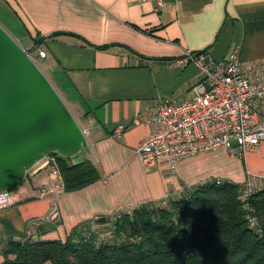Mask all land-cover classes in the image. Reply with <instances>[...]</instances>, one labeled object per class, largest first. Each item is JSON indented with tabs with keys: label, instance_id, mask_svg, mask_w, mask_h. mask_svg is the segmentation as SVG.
I'll list each match as a JSON object with an SVG mask.
<instances>
[{
	"label": "crops",
	"instance_id": "0c3cea01",
	"mask_svg": "<svg viewBox=\"0 0 264 264\" xmlns=\"http://www.w3.org/2000/svg\"><path fill=\"white\" fill-rule=\"evenodd\" d=\"M0 14L19 19L29 48L46 52L40 59L46 75L69 97L88 140L72 163L88 160L100 174L67 192L54 160L37 168L29 189L16 191L14 204L0 209V240L25 239L29 223L55 204L59 218L42 223L53 227L45 240L67 237L85 221L170 202L215 180L264 187V142L259 150L240 153L233 146L182 160L175 172L165 161L147 167L137 153L159 106L192 98L202 79L196 65L179 64L187 51L264 60V0H169L159 13L140 0H0ZM120 125L125 130L115 137ZM50 184L63 191L44 194Z\"/></svg>",
	"mask_w": 264,
	"mask_h": 264
},
{
	"label": "trees",
	"instance_id": "16d2710c",
	"mask_svg": "<svg viewBox=\"0 0 264 264\" xmlns=\"http://www.w3.org/2000/svg\"><path fill=\"white\" fill-rule=\"evenodd\" d=\"M51 158L67 192L100 179L88 160ZM253 184L243 200L245 183L215 180L166 205L85 221L65 240L42 239L53 227L34 225L36 239L0 240V264H264V187Z\"/></svg>",
	"mask_w": 264,
	"mask_h": 264
},
{
	"label": "built area",
	"instance_id": "2783aa9c",
	"mask_svg": "<svg viewBox=\"0 0 264 264\" xmlns=\"http://www.w3.org/2000/svg\"><path fill=\"white\" fill-rule=\"evenodd\" d=\"M140 2L153 4L155 12L159 13L169 0ZM33 57L44 59L46 52L35 48ZM179 64L196 65L202 79L193 87L192 98L165 101L148 120L153 132L137 147L143 164L153 167L165 161L175 172L180 161L220 149L235 146L240 153L259 150L264 142V60L243 63L236 53L224 59H214L204 52L187 51L179 59ZM124 130L123 125L118 126L114 136L121 137ZM53 160L47 158L33 171L48 166ZM220 183L221 180H217V184ZM245 186L243 200L255 191L251 181L246 182ZM42 188L44 194L59 195L63 191V186L57 188L53 184ZM161 203L166 205L167 198ZM13 204L10 193H0V209ZM58 218L59 209L55 204L47 215L29 223L26 237L36 239L32 229L34 225L54 222Z\"/></svg>",
	"mask_w": 264,
	"mask_h": 264
},
{
	"label": "water",
	"instance_id": "95a60500",
	"mask_svg": "<svg viewBox=\"0 0 264 264\" xmlns=\"http://www.w3.org/2000/svg\"><path fill=\"white\" fill-rule=\"evenodd\" d=\"M0 24V193L17 190L47 158L74 161L85 132L55 87Z\"/></svg>",
	"mask_w": 264,
	"mask_h": 264
},
{
	"label": "rangeland",
	"instance_id": "374dc122",
	"mask_svg": "<svg viewBox=\"0 0 264 264\" xmlns=\"http://www.w3.org/2000/svg\"><path fill=\"white\" fill-rule=\"evenodd\" d=\"M4 18L1 14H0V24L7 30V32H9V34L17 41L19 42V44L25 48V49H28L29 46L31 45V41L29 39V36L27 33H25L24 31V28L20 22L19 19H2ZM34 61L36 62V64L39 66V68L43 71V73L46 75L47 73V65H46V62L44 60H40V59H37V58H34ZM46 77L49 79V81L52 83V79H50L47 75ZM53 86H55V89L57 90V92H59L58 88L56 87V85H54V83H52ZM59 95L62 97V99L64 100V102L66 103V105L68 106V108L70 109L71 113H72V107L69 105L68 101L69 100V97L63 95L61 92H59ZM73 114V113H72ZM74 116V115H73ZM75 117V116H74ZM76 119V118H75ZM84 149V148H83ZM29 183H30V178H29V175L27 177V179L21 184V186L11 192L10 194L11 195H14V193L18 190H22L23 188L25 189H29ZM96 228V227H95ZM97 229H100L99 227ZM102 229V228H101ZM63 235L61 234V237L60 239H63L65 238L66 239V236L65 237H62ZM64 239V240H65ZM2 256H0V260H2Z\"/></svg>",
	"mask_w": 264,
	"mask_h": 264
}]
</instances>
